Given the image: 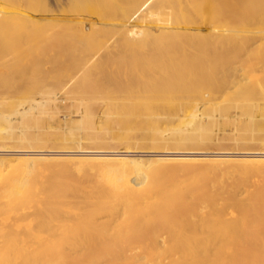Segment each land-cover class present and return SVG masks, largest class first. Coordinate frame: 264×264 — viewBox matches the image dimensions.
I'll return each mask as SVG.
<instances>
[{"label":"bare ground","instance_id":"obj_1","mask_svg":"<svg viewBox=\"0 0 264 264\" xmlns=\"http://www.w3.org/2000/svg\"><path fill=\"white\" fill-rule=\"evenodd\" d=\"M3 1L6 0L0 3ZM38 2V13H51V20H39L34 7L31 12L36 15L29 13V22L53 32L55 38L50 40L55 41L54 50L48 54L37 45L42 52L40 62L35 61L40 63L37 80L34 78L36 89L16 91L17 83L13 90H0V151L13 153L18 147L48 145L59 149L76 145L84 150L83 144L113 149H89L88 153L83 151L87 156L74 157H64L57 151L15 158L0 154V264H264V151L218 157L197 150L205 144L215 146L220 140L214 138L218 131L213 134L212 130L221 117L216 118V105L207 106L205 100L206 109L211 108L205 116L201 105H196L199 100L195 103V99L204 97L205 87H200L202 82L197 76L207 73L204 75L210 79L219 75L217 72H230L232 49L225 50V46L221 58L217 57L220 63H216L212 56L217 47H211L207 40L222 42L220 38L228 35L231 24L226 19L219 26L211 21L212 17L230 13L234 19L236 12L252 8L255 16L250 22L261 27L264 0H54L52 10L45 0ZM229 8L234 9V15ZM6 17L0 21L7 20ZM199 18L212 22L208 35L204 33L206 42L196 41L197 31H179L190 25L189 28L197 29ZM135 20L136 26L125 28ZM25 24L31 27L30 23ZM247 38L242 36L241 40ZM203 53L208 58L202 60ZM149 77L155 82L150 84ZM224 83L228 81L224 79ZM179 84L189 92L183 94L184 91L175 89ZM202 84L207 87L212 83ZM149 85L155 90H150ZM153 91L157 94L150 93ZM67 94L71 103L77 104L70 106L67 102L64 106H70L68 111L72 112L74 106L81 119L50 131L51 127L43 125L44 116L52 110L56 115L61 108L57 113L54 108ZM231 97L250 117L248 121L255 124L251 119L261 106L240 105L239 95ZM100 102L105 105L102 118H98L97 108L101 106H96ZM189 107L190 114L183 112L186 117L189 115L187 119H178V124L169 130L163 127L165 121L170 123L173 120L169 119L177 118L176 114L172 116L175 111L188 112ZM166 111L174 113L170 117ZM162 113L169 116L165 114V119ZM240 114L236 116L240 118ZM256 118L255 121L259 119ZM17 120L23 126L20 131ZM241 122L244 121L237 123ZM145 129L152 132L139 136ZM232 143L234 147L243 144L235 136ZM122 144L129 149L120 150ZM138 145L164 149L153 153L155 157L145 176L140 172L144 160L133 157L134 151L130 149ZM221 145L218 142L215 147ZM90 165L105 170L109 185L86 186L82 178H73L71 173L75 169L86 172ZM131 167L137 176L127 178ZM40 170H53L54 174L59 170L57 174L63 173V178L50 174L52 177L45 180L44 172V180L31 182L28 174L35 171L36 175ZM240 187H245V193Z\"/></svg>","mask_w":264,"mask_h":264},{"label":"rangeland","instance_id":"obj_2","mask_svg":"<svg viewBox=\"0 0 264 264\" xmlns=\"http://www.w3.org/2000/svg\"><path fill=\"white\" fill-rule=\"evenodd\" d=\"M18 0H6V1H3V2H1L0 3V18H2V17H6L5 15H7V17H6V19L7 20H4L3 22L2 21H0V41H1V43H0V90H2V92H5V91H10V90H13L14 89V87H13V89H12V86H16V84L17 85H19L18 87H15L16 89V91H20L22 88H23V90H29V88H30V90L31 89H36V87H37V74H38V70H39V68H37V67H39V65H40V63H38V62H40L39 60L41 59L39 56L41 55L40 54V51L42 52V50H38L37 49V45L38 46H40V47H38V48H40V49H43V51H45V52H47L48 54L49 53H51L53 50H54V39H53V41L52 40H50V39H52V37L53 38H55V35L53 34V32H51V30L49 29V28H44L43 30H44V32H43V30L41 29V28H38V27H36L35 25H32V23L31 22H29V13H30V15H36V13H32L33 11V8H34V10L36 11L37 10V14H38V18H39V20H41V21H45V22H47V21H50L51 20V17H52V14L51 13H49V12H45V13H38V8H39V2H38V0H34L35 1V4H34V2H33V0H31L29 3H28V0H20V1H18ZM24 1H26V3L27 4H32L33 5V7L31 8V7H26V3L24 2ZM54 0H45V2H47L46 4L48 5L47 7H48V9L49 10H52V9H54V2H53ZM5 2V3H4ZM20 2V3H19ZM33 2V3H32ZM36 2H38V4L36 3ZM49 2V3H48ZM53 2V3H52ZM194 2H197V0L195 1L194 0ZM19 3V4H18ZM20 4H21V7H20ZM23 4H25V6L23 5ZM50 4H51V6H50ZM262 4V5H261ZM260 5L262 6L261 7V11L260 12H262V15H264V6H263V4H264V2H262ZM35 5V6H34ZM28 6V5H27ZM22 8H23V10H24V8H25V12L22 10ZM252 8H246V9H244V10H242V11H238V12H236V15H234L235 14V11H234V9L233 8H229V11L232 13V15H234V19H232V16L230 15L229 16V14L227 15H222V14H217L216 15V17L219 15L220 16V18H214V17H212V22L213 23H215V22H218V24H219V26H220V24L222 25V24H224L227 20V22L229 23V24H231L230 26H229V29L227 30L229 33H227V31H226V34H230L229 36L228 35H223L220 39L222 40V42L220 41H217V40H212V41H210V40H207V36H205L204 35V33H206V35H208L207 34V32L209 33V30H210V25H209V23L211 24L212 22L211 21H209V18H206L209 22L207 23V21L206 22H204V20L202 21L201 19H204V18H199L200 20H199V23L201 24H198V26H197V29H193L192 27L191 28H189L190 26H192V25H190L189 27L187 26L185 29H180L179 31H185V30H187V31H192V30H194V31H197L198 32V34H196V37L198 38V39H196V41H203V42H206V40L207 41H209L208 43H209V45L210 44H212L211 45V47L213 46V48H215L216 49V47H217V49H218V51H216L215 50V52H214V54H213V58L216 60V63L218 62V63H220L219 61V59L218 58H221V55L224 53V48H225V46H226V49L225 50H230V49H232V51H231V61L229 62V64L230 65H228L229 66V69L228 70H230V72L229 71H221V72H217V73H219V75L217 74H215L216 75V77L214 76L213 78H212V76H211V80L210 79H208L207 78V76H205L207 73H204V74H199V75H201L200 77L199 76H197L196 78H198V81H199V78H200V81H199V83L200 82H202V83H209L210 82V84L211 85H209V84H207L208 86H210L209 88H208V86L206 87V85H203L202 83H200L202 86H200L199 84V86L200 87H204V89L202 90L203 91V95H204V97L203 98H201V100H200V98H197V99H195L196 101H195V103L196 102H198V100H199V102H198V104H196V105H201L200 106V110L202 109L203 110V115H205L206 116V112L208 113L209 111H210V109L209 108H207L209 111H207V109H206V105L208 106H210V107H213V105H214V108H215V105L217 106V109H218V106L219 105H221V107H220V111L218 110V112H217V109H216V112H215V110H214V113H216V118L217 117H221L219 120L220 121H222V123H224V124H222L218 119V121L219 122H217L214 126H213V130H212V133L213 134H215L217 131V135L215 134V136H214V138L216 137L217 139H220L218 142H219V145H221V147H215L216 145H218V142H215L216 144H215V146H214V143H212V144H210L211 145V148H209V146L210 145H207V144H205L203 147H199V149L198 148H196L197 150H202V151H205L206 153H213V154H215V156H221V155H226V156H229V155H232V154H240V153H243V152H246V151H264V24L261 26V27H258L257 25H254V24H252L250 21H251V18L253 17V15H254V13H253V11L251 10ZM30 10V11H29ZM32 11V12H31ZM234 12V13H233ZM26 13V14H25ZM255 13H256V11H255ZM4 14V15H3ZM50 14V15H49ZM257 14V13H256ZM41 15V16H40ZM47 15H48V17H47ZM215 15V14H214ZM229 16V17H228ZM255 16V15H254ZM8 17L10 18V20L8 19ZM11 18L13 19L12 21H11ZM41 18H43V19H41ZM50 18V19H49ZM214 18V19H213ZM217 19H219V20H217ZM227 19V20H226ZM26 20V21H25ZM28 20V21H27ZM217 20V21H216ZM222 20V21H221ZM7 21V22H6ZM125 21V20H124ZM225 21V22H224ZM25 22H27V24H31V27H30V25H26L25 24ZM29 22V23H28ZM6 23V24H5ZM137 23H138V21L137 20H135V21H133V22H131V23H129V24H127V26H125V28H127V27H132V26H136L137 25ZM25 24V25H24ZM207 24H208V26H207ZM188 25V24H187ZM200 25V26H199ZM202 26H205V29H204V27H202ZM206 27H208V28H206ZM24 28H25V30H24ZM33 28V29H32ZM43 28V27H42ZM117 28H120V27H117ZM124 28V27H123ZM231 28V29H230ZM36 29V30H35ZM39 29H41V30H39ZM19 30V31H18ZM21 30V31H20ZM23 30H24V32H23ZM33 30V31H32ZM46 30H49V31H46ZM5 31V32H4ZM37 31V32H36ZM40 31H42L41 33L43 34V36L41 35V33H40ZM17 32V33H16ZM28 32H30V33H28ZM46 32V33H45ZM9 34V35H8ZM30 34V35H29ZM33 34H35V35H33ZM38 34V35H37ZM199 34H201L202 35V37L200 38V37H198V35ZM5 35H7V36H5ZM14 35H16L17 36V38H16V36H14ZM200 35V36H201ZM6 38H5V37ZM10 36H11V40L10 39H8V41H7V38H10ZM12 36H14V37H12ZM18 36H20V38L18 37ZM28 36H29V39H28ZM35 36V37H34ZM48 37L47 39H45V38H42V37ZM229 37V38H227V37ZM244 37V38H247L246 36H248V40L247 39H245L244 41H242L241 40V37ZM38 37V38H37ZM18 38H19V40H18ZM224 40H226V41H224ZM44 39V40H43ZM203 39V40H202ZM228 39V40H227ZM5 40H6V42H5ZM50 40V41H49ZM10 41V42H9ZM13 41V42H12ZM14 41H16L17 43L15 44L14 43ZM43 41V42H42ZM51 41H52V44H51ZM215 41V42H214ZM224 42V43H223ZM8 43V44H7ZM54 43V44H53ZM217 43V44H216ZM222 43V44H221ZM228 43V44H227ZM6 44V45H5ZM214 44V45H213ZM224 44V45H223ZM10 45H11V48H10ZM218 45V46H217ZM229 45V46H228ZM246 45V46H245ZM13 46V47H12ZM42 46V47H41ZM243 46V47H242ZM8 47V48H7ZM242 47V48H241ZM7 48V51L5 50ZM156 48V47H155ZM221 48V49H220ZM223 48V49H222ZM230 48V49H229ZM10 49H12V50H10ZM103 49V48H102ZM100 50L101 52L102 51H104V49L103 50ZM154 49V48H153ZM152 49V50H153ZM14 50H16L15 52H14ZM222 50V51H221ZM39 53H38V52ZM159 52L161 51V49L159 48V50H158ZM12 52V53H11ZM33 53V54H31V53ZM162 52V51H161ZM234 54H233V53ZM9 54L8 56H7V54ZM30 53V54H29ZM36 53V54H35ZM218 53V54H217ZM243 53V54H242ZM29 55V56H28ZM30 55H32V56H30ZM234 55L236 56V57H234ZM38 57V58H37ZM200 57H202V60H204V59H206V58H208V55H206V54H202ZM200 57L197 59L198 60V62H199V59H200ZM211 57V58H212ZM218 57V58H217ZM16 58V59H15ZM27 58V59H26ZM40 58V59H39ZM2 59V60H1ZM12 59V60H11ZM32 61H31V60ZM36 59H38V62H35V61H37ZM26 62L27 61V63H29V64H27V63H25L24 61ZM30 60V61H29ZM196 60V61H197ZM201 61V60H200ZM12 62H14V64L12 63ZM24 62V63H23ZM35 62V63H34ZM2 63V64H1ZM10 63V64H9ZM12 63V64H11ZM32 63H34V64H32ZM38 64V66L37 65H35V64ZM18 64H20L21 66H23V67H21L20 65H18ZM4 65H5V67H4ZM19 66L21 67V68H19ZM24 66H26V67H24ZM27 66H29V67H27ZM235 67V70H234V68L233 67ZM19 69H18V68ZM35 67V68H34ZM13 68V69H12ZM6 69H8V70H6ZM16 69V70H15ZM27 69V70H26ZM1 70H4L3 72L1 71ZM233 70H234V72H233ZM9 71V72H8ZM20 71H24L23 73H24V75H23V73L21 74V72ZM28 71V72H27ZM2 72V73H1ZM8 72V73H7ZM16 72V73H15ZM226 72V73H225ZM228 72V73H227ZM233 72V73H232ZM5 73V74H4ZM30 73V74H29ZM227 74H231V76L230 75H227ZM10 75V76H9ZM17 77H16V76ZM33 75V76H32ZM222 75V76H221ZM224 75H226V76H224ZM21 76V77H20ZM26 76V77H25ZM218 76H220V77H218ZM228 76H230V77H228ZM36 77V78H35ZM168 77H170L169 75H168ZM209 77V76H208ZM17 78V79H16ZM28 78V79H27ZM36 80H35V79ZM151 77H149L148 79H150ZM153 79H154V77H152ZM157 78V77H156ZM155 78V79H156ZM206 78L208 79V80H206ZM216 79V81H215V79ZM10 81H9V80ZM12 79H13V81H12ZM15 79V80H14ZM19 79H21V80H19ZM23 79V80H22ZM34 79V80H33ZM154 79V80H155ZM214 81H213V80ZM218 79V80H217ZM222 79V80H221ZM224 79H225V82H227L228 81V83L227 84H225L224 83ZM19 80V82H17ZM151 80V79H150ZM149 80V82H151L150 84H152L153 82H155V81H150ZM196 80V79H195ZM227 80V81H226ZM12 81V82H11ZM15 81V82H14ZM22 81V82H21ZM36 81V82H35ZM208 81V82H207ZM219 81H223V82H219ZM230 81V82H229ZM10 82V83H9ZM196 82V81H195ZM13 85H12V84ZM15 83V84H14ZM20 83V84H19ZM187 83V82H186ZM185 83V84H186ZM35 84H36V86H35ZM182 84H184V82L182 83ZM180 85L179 84V86L178 85H176L174 88L175 89H178V90H180L181 91V93H183V91H184V93L183 94H185V93H187V91L189 92V84L187 83V85H188V87H186V88H188V89H185V87H183V85ZM213 84H214V87L216 86V87H221L219 90L220 91H218V90H216L215 91V89H216V87L214 88L213 87ZM4 85V86H3ZM6 85V86H5ZM9 85V86H8ZM148 85V84H147ZM11 86V87H10ZM146 86V85H145ZM150 86V85H149ZM149 86H147V87H149ZM228 86V87H227ZM8 87V88H7ZM179 87V88H178ZM181 87V88H180ZM224 87V92L222 91L223 88ZM5 89V91H3L4 89ZM144 88H146V87H144ZM150 88V90L151 89H153V90H155L154 89V86H150L149 87ZM156 88V87H155ZM213 88H214V91H213ZM148 89V88H147ZM183 89V90H182ZM212 89V90H211ZM218 89V88H217ZM14 90V91H15ZM213 91L212 93H210L209 91ZM15 91V92H16ZM251 92H253V93H251ZM150 93H153V95H156L157 94V92H150ZM240 93H242V94H240ZM227 94H228V96L229 97H231L232 95H233V97H234V95L235 96H237V95H239V102H238V104H240V105H248V106H250V105H252V103L253 104H256L257 103V106L258 105H260L261 106V109L259 108L258 110H257V108L255 109L256 111H255V115H254V118L253 119H251V120H254L253 122L256 124L257 123V125H258V128L257 127H255L256 125L255 124H253L250 120L248 121V119H250V117L247 115V114H245L244 112H243V110H242V108H241V106H237V105H235L234 104V102H233V100H232V97H231V99H229L228 98V96H227ZM244 95V96H243ZM69 95L67 94V95H65V96H62V98H61V100H60V102H59V105H58V107L57 108H54V111L57 113L60 109L59 108H61V110L55 115V113H54V115L52 114V111H51V114H47L46 116H44V121L46 120V125H45V123H44V121H43V125H44V127L45 128H49V127H51V129H50V131H55V130H57L58 128L57 127H60V126H64V125H70V123L72 122V121H77V119H81V116H80V114L79 113H77V109H74V106H73V109L71 108V110H74L73 112L72 111H68V110H70V109H68V108H70V106H71V104L73 103H71V100H69L71 97L69 96ZM254 96V98L252 99V98H250V97H253ZM208 97H210V98H208ZM214 97V98H213ZM66 99V100H65ZM208 102V104L206 103V105L204 104L206 101ZM208 100H211V101H213V103H211V101H208ZM231 100V101H230ZM241 100H242V102H241ZM63 101V102H62ZM223 103H222V102ZM225 101V102H224ZM254 101H259V102H254ZM62 102V103H61ZM68 102V104H70V106L68 107V108H66L64 105H66V103ZM209 103H211V104H209ZM226 104V106H224L225 104ZM228 103L230 104V105H228ZM243 103V104H242ZM73 104H77V103H73ZM72 104V105H73ZM102 104V105H101ZM101 106V108L100 107H97L98 108V118H102L103 117V113H102V110L104 109V104H103V102H100V103H97L96 104V106ZM103 106V107H102ZM204 106V107H203ZM223 106V107H222ZM229 107V108H228ZM238 108V110H237V112H236V110L235 109H237ZM62 108H65V110L63 109L62 110ZM75 108H76V105H75ZM100 108V109H99ZM206 109V111L204 112V110ZM223 109H225L226 111H224ZM227 109H229V110H227ZM231 109H233V110H231ZM240 109V110H239ZM192 110V108L191 107H189L188 108V112H187V110H179V111H175V113H174V111H166V112H169L168 114L170 115H172L173 113H174V115H172V116H176L177 118H171V119H169V121L170 120H173L172 122H164L163 123V127L164 128H166V129H168L169 130V128L171 127H175L176 126V124H178V122L180 121V120H178V119H181V120H185V119H187V117L189 116H187L186 117V114L188 113V114H190V111ZM201 110V111H202ZM186 112V114L185 113H183V112ZM200 111V112H201ZM224 113H226L227 111H229L227 114H228V116H229V114H230V118L232 117V119H230V118H227L226 116H227V114L225 115V117H224V115H223V112ZM240 111H242L243 112V115H242V113L240 114ZM171 112H173V113H171ZM73 113V114H72ZM76 113V114H75ZM102 113V114H101ZM220 113H222V114H220ZM237 113V114H240L241 116H240V118H238L239 117V115L238 116H236L235 114ZM246 113H249V110H247L246 111ZM163 114V113H162ZM165 114L166 113H164L162 116L166 119L167 118V116H169L168 114H166L167 116H165ZM176 114V115H175ZM171 115H170V117H171ZM181 115V116H180ZM184 115H185V118H184ZM223 117H222V116ZM50 116V117H49ZM51 116H55V117H51ZM66 116V117H65ZM101 116V117H100ZM178 116H180V118L178 117ZM234 116V117H233ZM235 116H236V118H237V120H236V118H235ZM246 116H248V117H246ZM256 116H257V118H259V119H257L256 118ZM259 116V117H258ZM62 117V118H61ZM243 117H244V119H243ZM47 118V119H46ZM53 118V120H50V119H52ZM68 118V119H67ZM223 118V119H222ZM233 118H235V120L233 119ZM255 118L257 119V120H259V122L256 120L255 121ZM263 118V119H262ZM64 119H67L66 121L64 120ZM70 119V120H69ZM176 121H175V120ZM242 119V120H241ZM261 119V120H260ZM16 120V119H15ZM227 120H232L231 122L232 123H230V121H227ZM67 122L66 124H65V122ZM233 121L235 122V124H237V125H235L234 123H233ZM240 121H244V122H241L242 124L240 125V124H238V123H240ZM245 121L247 122V124L245 123ZM261 121H263V122H261ZM19 120H17V121H15V123L17 124V126H20L19 128H17V130H22L21 128H23V126H22V124L20 123L19 124ZM238 122V123H237ZM252 124H251V123ZM172 123V124H171ZM226 123H227V125H226ZM19 124V125H18ZM49 124V125H48ZM219 126H218V125ZM248 124H249V126H248ZM223 125V127H221V126ZM239 125V126H238ZM260 125V126H259ZM49 126V127H48ZM216 126H218V128L216 127ZM262 126V127H261ZM65 127V126H64ZM221 127V128H220ZM55 130H54V129ZM57 128V129H56ZM223 128H224V130H223ZM254 128V129H253ZM48 129V130H49ZM102 128L100 127V129L99 130H101ZM238 129V130H237ZM250 129H251V131H250ZM256 129V130H255ZM167 130V131H168ZM215 130V131H214ZM234 130V131H233ZM260 132H259V131ZM166 131V133H169V132H167ZM219 131H224V134H226L225 135V137H224V134H222V132H220L219 133ZM228 132V133H225V132ZM142 132H144V131H140V134H138L139 136H142L143 134H147V135H149L152 131L150 130V129H145V132L144 133H142ZM234 132H236V133H234ZM253 132V133H252ZM139 133V132H138ZM142 133V134H141ZM213 134H212V137H213ZM223 135V136H222ZM228 135H229V137H228ZM255 135V136H254ZM261 135H263V137L261 136ZM221 136V137H220ZM234 136H235V138L237 139H239L240 138V140H241V142L243 143V144H241V145H237V146H232L233 145V139H234ZM239 136V137H238ZM223 137H224V139H223ZM231 138V139H230ZM227 139H228V141H227ZM150 140H148V141H144V142H149ZM224 141V143H221L220 144V142H223ZM227 143V145L229 146H227L229 149L228 150H224V149H226L227 147L226 146H224L223 147V144H226ZM229 142V143H228ZM148 144V143H147ZM84 145V150H83V148L80 150L78 147H75L76 145H74V146H72V147H70V148H53L52 146H50V145H48V146H46V147H28V146H23V147H18V149L15 151V152H13V153H11V152H6V151H0V154H3L6 158H15L16 156H20V155H24V154H30V153H32V154H41L42 152V154H52V153H56V151L57 152H59V153H61L62 154V156H70V157H74V155L75 156H78L77 154H79L80 156H87V155H85L86 153H84L86 150H92L91 152H93V150H112L113 148H111V147H104V149L103 148H94V147H89V146H87V144H83ZM208 146V148H204V147H207ZM213 146V147H212ZM28 147V148H27ZM93 148V149H92ZM29 149V150H28ZM53 149V150H52ZM58 149V150H57ZM124 149H129V148H127L126 147V145L125 144H122L121 146H120V150H124ZM130 149H132L133 151H134V154L132 155L133 157H137L138 159H143L144 160V162H143V166H142V168H141V173H142V175L143 176H145V174L147 173V166H149L150 164H151V159L153 158V157H155L154 155H153V153L154 152H160V151H163L164 149H156V148H151L150 146L149 147H142V145H138V146H134L133 148H130ZM51 150V151H50ZM78 150H80V151H78ZM195 150V149H194ZM30 151V152H29ZM61 151V152H60ZM84 151V152H83ZM177 151V150H176ZM224 151V152H223ZM65 152V154H63ZM74 152H76V154H73ZM78 152V153H77ZM81 154H80V153ZM84 154H83V153ZM87 153L88 152H90V151H86ZM120 152V151H119ZM118 151H116V153H119ZM177 152H180V151H177ZM67 153V154H66ZM71 154V155H70ZM73 155V156H72ZM237 157V156H236ZM240 157V156H239ZM173 164L175 163V162H172ZM90 167V169H85V171L86 172H83L84 170H82V171H79V170H76L75 169V171H73L71 174H73V178H77L78 180H79V178L81 179L82 178V180H80V181H82V182H85V185L86 184H97V185H109L108 184V181H109V177L107 176V174L105 173V170L103 169V168H101L100 166H93L92 168H91V165L89 166ZM54 170V169H53ZM53 170H40V172H36L35 174L36 175H34V172L35 171H33V172H31L30 174H28L29 175V178L30 179H32V180H30L31 182H41L42 181V179L44 180V178H45V173L44 172H46V178H45V180L46 179H49L50 178V174H52V176H54V177H58V176H60L59 178H63V177H61L62 175L61 174H63V173H61V172H59L60 173V175H58L57 174V172L59 171V170H57V171H55L56 172V174H54V171ZM37 171V170H36ZM42 171H43V173H42ZM51 171H53V172H51ZM51 172V173H50ZM40 173V174H39ZM41 174H42V177H40L41 176ZM49 174V175H48ZM70 174V175H71ZM78 175V177L76 176L75 177V175ZM30 175H32V177L30 176ZM38 175H39V177H38ZM57 175V176H56ZM33 176H35V178L33 179ZM43 176H44V178H43ZM48 176H49V178H48ZM51 176V177H52ZM80 176V177H79ZM117 176H119V175H117ZM137 176V171L134 169V167H131L129 170H128V172H127V174L125 175V177H127V178H134V177H136ZM26 177H28V176H26ZM29 178H28V180H29ZM37 178H38V180H37ZM148 178V177H147ZM91 182V183H90ZM118 183H122L123 182V180H118L117 181ZM84 184V183H83ZM87 186V185H86ZM240 190L243 192V193H245V187H240Z\"/></svg>","mask_w":264,"mask_h":264}]
</instances>
